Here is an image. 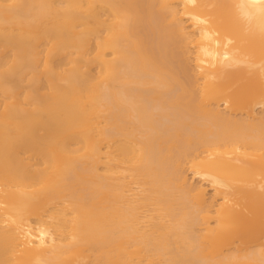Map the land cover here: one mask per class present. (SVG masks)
<instances>
[{
    "label": "bare ground",
    "instance_id": "6f19581e",
    "mask_svg": "<svg viewBox=\"0 0 264 264\" xmlns=\"http://www.w3.org/2000/svg\"><path fill=\"white\" fill-rule=\"evenodd\" d=\"M5 1L0 264H264V0Z\"/></svg>",
    "mask_w": 264,
    "mask_h": 264
},
{
    "label": "rangeland",
    "instance_id": "374dc122",
    "mask_svg": "<svg viewBox=\"0 0 264 264\" xmlns=\"http://www.w3.org/2000/svg\"><path fill=\"white\" fill-rule=\"evenodd\" d=\"M4 4L9 5L10 2H9L8 0H6ZM188 31L191 32V29H189ZM192 51H193V50H192ZM188 57H191V60H190L191 66H194V62H193L192 56H188ZM75 147H76V148H79L80 146L77 145V146H75ZM191 177H192V176L190 175V178H191ZM208 192H209V196H212L213 193H214L213 191H211V190H209V189H208Z\"/></svg>",
    "mask_w": 264,
    "mask_h": 264
}]
</instances>
